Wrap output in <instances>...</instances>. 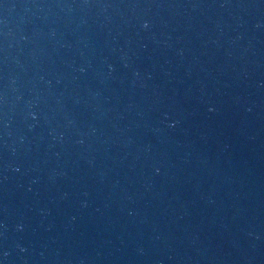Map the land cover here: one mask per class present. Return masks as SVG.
Masks as SVG:
<instances>
[{
  "label": "water",
  "instance_id": "water-1",
  "mask_svg": "<svg viewBox=\"0 0 264 264\" xmlns=\"http://www.w3.org/2000/svg\"><path fill=\"white\" fill-rule=\"evenodd\" d=\"M0 264H264V0H0Z\"/></svg>",
  "mask_w": 264,
  "mask_h": 264
}]
</instances>
